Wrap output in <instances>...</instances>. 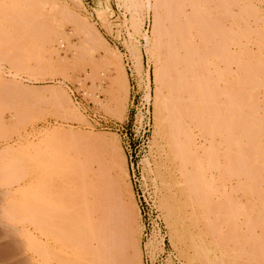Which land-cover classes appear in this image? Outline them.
<instances>
[{
    "label": "rangeland",
    "instance_id": "1",
    "mask_svg": "<svg viewBox=\"0 0 264 264\" xmlns=\"http://www.w3.org/2000/svg\"><path fill=\"white\" fill-rule=\"evenodd\" d=\"M153 209L159 264H264V0H0V264H145Z\"/></svg>",
    "mask_w": 264,
    "mask_h": 264
},
{
    "label": "built area",
    "instance_id": "2",
    "mask_svg": "<svg viewBox=\"0 0 264 264\" xmlns=\"http://www.w3.org/2000/svg\"><path fill=\"white\" fill-rule=\"evenodd\" d=\"M119 53L122 56L121 60L123 63V68L125 75L131 82V97L130 104L132 108V122L128 127L125 124L110 121L105 119H97L96 126L100 129H107L116 134L126 135L132 128H146L149 123V98H146L142 91L138 90L136 85L133 83L134 72L132 69L131 62L129 61L128 54L122 48L119 49ZM129 135V134H128ZM154 218L150 224H146L142 228V238L144 241L151 240L152 237L157 243V251L150 252L145 247H142L143 261L145 264H159L162 261L163 255H165V248L167 238L165 235V230L159 219H157L156 211L153 209Z\"/></svg>",
    "mask_w": 264,
    "mask_h": 264
},
{
    "label": "bare ground",
    "instance_id": "3",
    "mask_svg": "<svg viewBox=\"0 0 264 264\" xmlns=\"http://www.w3.org/2000/svg\"><path fill=\"white\" fill-rule=\"evenodd\" d=\"M157 25V24H156ZM158 26V25H157ZM156 26V27H157ZM155 28V27H154ZM154 32H156V31H154ZM157 32H158V30H157ZM156 34V33H155ZM155 48H156V46H155ZM224 53V52H223ZM137 65H140V61H139V59L137 60ZM138 68H139V66H137ZM137 68V69H138ZM138 70H140V69H138ZM250 70V69H249ZM136 72H138V71H136ZM169 72V71H168ZM139 73V72H138ZM158 75V74H157ZM239 75V74H238ZM257 75V74H256ZM162 77V76H161ZM244 77H246V76H244ZM249 77V76H248ZM240 78V77H239ZM156 79V81H157V78H155ZM163 79V78H162ZM162 79H161V81H162ZM249 80V79H248ZM155 81V82H156ZM198 82H199V80H198ZM169 83V82H168ZM254 83H256V82H254ZM196 84V83H195ZM198 84V83H197ZM163 85V84H162ZM202 85V84H201ZM251 85V84H250ZM169 86H170V84H169ZM179 86H181V85H179ZM231 86V85H230ZM247 87V86H246ZM251 87V86H250ZM200 88H201V86H200ZM205 88V87H204ZM203 88V89H204ZM240 88V87H239ZM180 89V88H179ZM172 90V89H171ZM197 90V89H196ZM205 90V89H204ZM240 90H242L241 88H240ZM239 90V91H240ZM177 91V90H176ZM202 91V90H201ZM229 91V90H228ZM237 91V90H236ZM169 92V91H168ZM194 92H195V90H194ZM198 92V91H197ZM232 92V91H231ZM245 93V92H244ZM197 94V93H196ZM230 96V95H229ZM233 96V95H232ZM208 97V96H207ZM231 97V96H230ZM204 98V97H203ZM240 97H239V95H238V99H239ZM171 99V98H170ZM207 100V99H206ZM166 101V100H165ZM211 101V100H210ZM167 103H168V101H166ZM204 102V101H203ZM209 102V101H208ZM161 102H159V104H160ZM164 103V102H163ZM177 104V103H176ZM237 104V102L235 103V105ZM174 105V104H173ZM191 105H193V104H191ZM160 106H162L161 104H160ZM197 106V105H196ZM195 107V106H194ZM203 107V106H202ZM210 108V107H209ZM186 109V108H185ZM205 109V108H204ZM157 110V109H156ZM168 110V109H167ZM167 110H166V112H167ZM174 110V109H173ZM211 110V109H210ZM177 111V110H176ZM212 111V110H211ZM157 112V111H156ZM197 112V111H196ZM209 112V111H208ZM232 112V111H231ZM235 112V111H234ZM158 113V112H157ZM237 113V112H236ZM172 114V113H171ZM234 114V113H233ZM158 116V115H157ZM178 116H179V114H178ZM207 116V115H206ZM156 117V116H155ZM187 117V116H186ZM189 117V116H188ZM193 117V116H192ZM195 117V116H194ZM190 118V117H189ZM214 118V117H213ZM217 119V118H216ZM238 119V118H237ZM156 120V119H155ZM174 121H176V120H174ZM211 121V120H210ZM233 121V120H232ZM220 122V121H219ZM242 122H243V120H242ZM228 123V122H227ZM160 124H162V123H160ZM170 124V123H169ZM230 124H232V123H230ZM237 125H238V122H237ZM243 125H244V123H243ZM158 126H160V125H158ZM183 126V125H182ZM175 128H176V126H175ZM241 128V127H240ZM246 128V127H245ZM211 129V128H210ZM221 129V128H220ZM166 130V129H165ZM219 130V129H218ZM62 131V130H61ZM60 131V132H61ZM163 131V130H162ZM162 131H160V132H162ZM227 131V130H226ZM232 131V130H231ZM241 131H243V130H241ZM59 132H57V134H58ZM214 133V132H213ZM231 133V132H230ZM61 134V133H60ZM65 134V133H64ZM55 135V134H54ZM52 136V135H51ZM50 135H49V137H51ZM57 136V135H56ZM56 136H54V137H56ZM164 136H165V134H164ZM174 136V135H173ZM245 136V135H244ZM170 137H171V135H170ZM53 138V137H52ZM238 138V137H237ZM242 138V137H241ZM247 138V137H246ZM48 139V138H47ZM58 139V138H57ZM179 139V138H178ZM236 140V139H235ZM49 141V140H48ZM231 141V140H230ZM249 141H250V139H249ZM234 143V142H233ZM247 143V142H246ZM176 150V149H175ZM242 154V153H241ZM180 156V155H179ZM230 157V156H229ZM247 165V164H246ZM245 166V165H244ZM200 171H201V169H199ZM240 170H242V169H240ZM248 171H249V169H248ZM250 173V172H249ZM257 173H258V171H257ZM247 176V175H246ZM249 177H251V176H249ZM254 178V177H253ZM189 179V178H188ZM188 181H190V180H188ZM252 182V181H251ZM249 184V183H248ZM261 184H263V183H261ZM197 185V184H196ZM254 185V184H253ZM186 186V185H185ZM188 186V185H187ZM189 188V187H188ZM203 189V188H202ZM206 189V188H205ZM208 192H210L209 190H208ZM208 194V193H207ZM199 196V195H198ZM208 196V195H207ZM206 199V198H205ZM186 202H187V200H186ZM200 203V202H199ZM189 205V204H188ZM200 206V205H199ZM232 217V216H231ZM173 221V220H172ZM171 221V222H172ZM90 222H91V220H90ZM175 223V222H174ZM173 222L171 223L172 225L174 224ZM92 224V223H91ZM105 224V223H104ZM102 225H103V223H102ZM105 225H107V224H105ZM92 226V225H91ZM259 226V225H258ZM131 227V226H130ZM83 228H84V226H83ZM91 228H93V226L92 227H90V229ZM85 229V228H84ZM106 229V228H105ZM109 229V228H108ZM261 229V228H260ZM62 230V229H61ZM61 230L59 231V237H60V232H61ZM88 230V229H87ZM92 230V229H91ZM97 230V229H96ZM103 230V229H102ZM107 230V229H106ZM133 230V229H132ZM89 231V230H88ZM85 232V231H84ZM95 232V234H96V232H98V230L97 231H94ZM91 233V232H90ZM97 236H98V234H96ZM95 235V236H96ZM94 236V235H93ZM131 236H132V234H131ZM134 236V235H133ZM129 237V236H128ZM96 238V237H95ZM133 238V237H132ZM110 239V238H109ZM131 240V239H130ZM131 245H132V243H131ZM102 247V246H101ZM78 249V248H77ZM76 250V249H75ZM79 251H81V249H79ZM78 251V252H79ZM77 254H79V253H77ZM99 254V253H98ZM97 254V255H98ZM198 254V253H197ZM94 256L96 255V254H93ZM96 255V256H97ZM257 255V254H256ZM262 256V255H261ZM94 258V257H93ZM97 258V257H96ZM98 259V258H97ZM259 259V258H258ZM261 260V259H260ZM264 260V259H263ZM219 261V260H218ZM90 262V261H89ZM95 262V261H94ZM204 264V263H203ZM211 264V263H210ZM213 264V263H212Z\"/></svg>",
    "mask_w": 264,
    "mask_h": 264
}]
</instances>
